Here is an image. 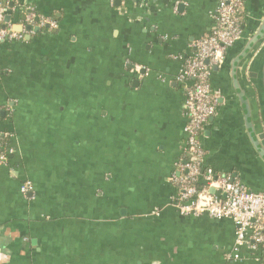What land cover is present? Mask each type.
<instances>
[{"label": "crops", "instance_id": "0c3cea01", "mask_svg": "<svg viewBox=\"0 0 264 264\" xmlns=\"http://www.w3.org/2000/svg\"><path fill=\"white\" fill-rule=\"evenodd\" d=\"M215 6L9 0L2 26L27 34L25 18H35L22 42L0 43V139L9 134L11 149L0 167V264H264V252L246 246L232 257L231 220L183 217L173 205L169 179L186 124L176 77L210 32ZM36 17L56 28H39ZM263 19L264 0H243L242 40L210 72L219 98L201 136L204 167L253 193H264V162L247 129L264 133L248 88L258 79L243 74L242 62L233 78L230 61ZM255 102L264 114V98Z\"/></svg>", "mask_w": 264, "mask_h": 264}, {"label": "built area", "instance_id": "2783aa9c", "mask_svg": "<svg viewBox=\"0 0 264 264\" xmlns=\"http://www.w3.org/2000/svg\"><path fill=\"white\" fill-rule=\"evenodd\" d=\"M6 10L4 0H0V26ZM242 10L243 0H216L210 32L194 41V52L184 60L183 68L176 77L184 90L182 110L186 124L182 155L169 179L176 189L173 205L181 216H207L216 221L229 219L236 225L233 258L238 257L237 250L243 246L264 252V193H253L236 178L216 175L212 169L205 168L201 136L216 113L219 98L211 90L209 75L213 68L223 63L228 49L241 39ZM34 16L29 13L25 23L31 26ZM36 18L39 28H56V24L49 19ZM29 33L31 31L17 33L0 27V43L22 42ZM9 138V134H3L6 143L4 153L0 154V167L8 163L11 154ZM30 188V184L25 183L20 193L24 195Z\"/></svg>", "mask_w": 264, "mask_h": 264}, {"label": "water", "instance_id": "95a60500", "mask_svg": "<svg viewBox=\"0 0 264 264\" xmlns=\"http://www.w3.org/2000/svg\"><path fill=\"white\" fill-rule=\"evenodd\" d=\"M118 1L119 0H115V3H118ZM7 22H8V17H5L4 23H7ZM1 28L5 29L6 25H3ZM46 28H48V27H46ZM25 29L27 32L30 31V26L26 27ZM13 31H15L17 33L22 32V27H19ZM36 31L38 32L39 29L37 28ZM241 40H242V36H241V39L239 41H241ZM239 41H237V42H239ZM261 54H262V60L260 63V71L258 74H256V73L251 74L249 72V68H250V66L253 67L256 59ZM224 59H225V57H224ZM224 62H225V60H223V63L219 67H215L213 69H215V70L220 69L221 66L224 64ZM230 62H231L230 63V69H231V73L233 75V78H234L235 74H237L236 73L237 72L236 64H238L239 62H242L244 64L243 66L245 68V69L244 68L242 69V67H241L243 74L249 80L250 79H258L257 80L258 85L256 86V88L254 87V89H253L250 86H248V88L251 90V92L252 91L254 92L251 96V100H254V104H255L253 109L255 110V115H258V117H260V115L258 114L257 109H256V102L255 101H261V98H264V92H262L261 90L259 91V89H263V91H264V19L260 22V24L257 28V31L250 38H248L246 40L242 51L236 56L235 59H233ZM233 88L237 91V97L239 99V102L245 107V117H247L246 119H249L251 117L250 111L248 110L249 102H248V100L244 99V92L241 90L237 81L233 80ZM262 120H264V119H262ZM247 129H248L249 135L250 136L252 135L250 137V139H251V144H252L254 151L256 152L258 157L260 159H262V161L264 162V133H260L259 135L254 137L253 136L254 128L252 127V125L249 122H247ZM260 132H261V130H260ZM210 193H213V191H210Z\"/></svg>", "mask_w": 264, "mask_h": 264}, {"label": "trees", "instance_id": "16d2710c", "mask_svg": "<svg viewBox=\"0 0 264 264\" xmlns=\"http://www.w3.org/2000/svg\"><path fill=\"white\" fill-rule=\"evenodd\" d=\"M4 3L6 4V6H8L9 0H4ZM2 23H3V21H2ZM0 27H2V26H0ZM5 143H6V140L5 139H2V137H1V139H0V145H2V148L0 149V154L4 153L3 152L4 151L3 148L5 147Z\"/></svg>", "mask_w": 264, "mask_h": 264}, {"label": "flooded vegetation", "instance_id": "af4514ba", "mask_svg": "<svg viewBox=\"0 0 264 264\" xmlns=\"http://www.w3.org/2000/svg\"><path fill=\"white\" fill-rule=\"evenodd\" d=\"M258 114L260 115V117H259V119H264V117H263V113L261 112V107H260V109H259V111H258ZM262 121V120H261ZM261 124L263 125V123L261 122Z\"/></svg>", "mask_w": 264, "mask_h": 264}]
</instances>
